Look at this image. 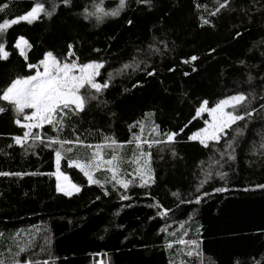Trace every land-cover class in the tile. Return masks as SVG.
<instances>
[{"label":"trees","instance_id":"trees-1","mask_svg":"<svg viewBox=\"0 0 264 264\" xmlns=\"http://www.w3.org/2000/svg\"><path fill=\"white\" fill-rule=\"evenodd\" d=\"M41 2L51 10L52 0ZM55 3L51 18L12 25L0 35V42L12 53L6 62L0 61V87L26 72L23 57L13 48L19 36L32 45L31 62L49 50L59 57L70 43L79 62L103 60L105 78L108 72L116 74L101 97L107 103H90L73 124L86 143H105L106 137L118 142L115 150L122 178L127 180L138 167L135 136L161 139L152 131L154 126L161 134L184 131L172 146H141V151L151 153L154 182L140 187L137 178L127 190L114 186L107 171H100L98 177L105 184H89L78 168L68 166V157L78 160L90 150L74 147L62 159L61 171L80 192L65 196L56 192L55 177L49 175L56 170L54 151L42 144L28 151L17 146L12 138L23 136L24 129L14 123L11 106L0 102L6 108L0 113V172L35 173L0 176V260L5 264H12L14 258L38 264H264V188L256 187L264 184V0H230L215 16L209 13L219 7L218 0H126L118 17L100 23L81 15L86 6L92 10L93 0H72L71 7L61 0ZM118 3L104 0L103 6L111 10ZM5 4L8 8L0 12V22L24 14L32 0H0V6ZM203 19L210 23L203 24ZM192 56L197 59L191 60ZM133 57L146 63L118 72ZM145 69L155 74L147 75ZM238 92L251 101L248 109L240 111H255L251 119L233 125L243 129L235 160L219 168L214 161L220 159L223 140L205 148L187 137L209 118L203 113L193 119L200 102L208 100L214 106ZM42 131L46 137L55 135L50 126ZM71 132L66 128L62 135L72 138ZM210 166L214 173L227 172V177L221 180L214 175L197 192ZM218 187L227 190L217 193ZM121 195L129 199L122 200ZM198 195L201 202L196 204ZM163 209L170 211L159 214ZM180 238L199 239L200 257L183 255L187 249L176 243ZM19 247L26 251L17 257Z\"/></svg>","mask_w":264,"mask_h":264},{"label":"snow or ice","instance_id":"snow-or-ice-1","mask_svg":"<svg viewBox=\"0 0 264 264\" xmlns=\"http://www.w3.org/2000/svg\"><path fill=\"white\" fill-rule=\"evenodd\" d=\"M61 2L65 7L72 6V0H61ZM138 2L150 3L151 0H138ZM229 2L230 0H223L222 3H219L218 0L219 7L210 12L209 15L215 16L221 9L228 7ZM103 5L104 0H99L98 3L96 0H93L92 10H89L86 6L81 12L83 19L88 20L94 17L96 22L100 23L106 17H118L126 7V0H119L117 7L111 10H106ZM7 8V4L0 6V12H3ZM56 8L55 0L51 2V10L46 8L45 3L41 2V0H32V6L24 14L10 19H4L0 22V35L4 34L12 25L21 22H26L31 25L42 16L51 18ZM127 23L131 25L133 22L128 20ZM202 23L209 24L210 21L203 19ZM236 35L240 36L241 33L237 32ZM13 48L18 51L20 57H23L26 72L15 76L5 86L0 87V102L11 106L15 115L14 123L24 129L23 136H14L12 138L17 146L25 148V151H28L37 146V144H42L46 148H51L54 151L56 170L53 173H49V175L55 177V189L57 193L71 196L74 192L78 193L80 191V188L75 183H72L69 177L61 171L62 159L65 158L67 153L73 152L74 147L77 146L89 149L90 155L86 162H79L68 157V166L78 168L87 178L89 184L101 185V181L94 178V172L101 168L111 173V181L114 182V186L118 185L125 190L137 178L140 181V187H145L150 182H154L151 174L152 170L148 166L151 153L141 151V146L146 144L149 149L154 145L158 146L161 144L172 146L176 142V137L184 131V128L161 134L158 131L159 126H154L152 131L162 136L161 139L142 140L140 136H135L134 140L136 141V148L139 151V157L134 162L138 164V167L135 170L132 180L124 179L122 178L120 169L121 160L115 150L118 142L115 139L106 137L105 143H97L94 145L86 143L77 134V129L73 124V119L83 113L90 103L97 102V106L107 103L101 97L110 88L116 74L108 72L105 78L101 72L105 68V62L103 60H93L87 63L79 62V58L74 51V45L71 43L67 45L65 52L61 56L58 57L53 51L49 50L43 52L36 62H31L30 60L28 53L32 45L24 36L16 38ZM96 51L99 52V49ZM157 51L159 50L157 49ZM11 54L6 50V44L0 42V61L6 62ZM190 59L195 61L197 57L192 56ZM145 63L146 61H138L133 57L132 62L125 63L118 72L123 73L129 68L136 70L141 67V64ZM240 63L243 64L244 62L241 61ZM145 71L150 76L155 74L154 70L147 71L145 69ZM251 79L252 77L249 76V80ZM250 105L251 101L248 99V95L243 92L226 96L216 102L214 106H210L208 100H203L195 109L193 119L206 112L210 120H205V126L193 132L187 139L189 141H198L205 148H209L213 144H219L223 140L224 149L219 153L220 159L214 161L216 166L223 168L224 163L235 160V147L238 138L243 135V129L240 126L233 128V125H237L239 121L252 118L253 112L255 111L254 108L243 112L240 111V109H248ZM261 108L264 109V105H261ZM5 111L6 108L0 106V113H4ZM45 126H50L55 135L44 136L42 130ZM140 127L141 131H143V124ZM184 127H187V125ZM66 128L72 129V138H66L62 135ZM33 129L36 131H33ZM108 147L112 148V155L110 159H104L103 149ZM261 147L264 148V143L261 144ZM173 155H175L174 151ZM141 159L143 160L142 165L140 164ZM29 174L35 173L0 172V176L13 175L19 177ZM214 175L224 180L227 177V172L216 171L214 173L210 166L208 170L203 172L204 178L199 181L196 191L199 192L203 185L211 180ZM256 187L264 188V184H258ZM226 190L224 187L214 189L217 193ZM247 190L245 189V191ZM105 194L107 195V192ZM176 195L177 193H173V196ZM120 198L122 200L129 199L125 195H121ZM184 202L183 200L181 201V203ZM186 202L192 203V201ZM200 202L201 197L198 195L195 198V203L199 204ZM157 207L160 208L161 206L157 205ZM168 211L170 210L163 209L159 214L167 215ZM197 232H199V229H197ZM184 235H187V232ZM176 243L187 249L186 253H182L183 255L187 257H200L201 242L199 239L185 240L180 238ZM167 247L172 248L173 244L168 243ZM25 251V247H19L16 256L19 257ZM0 264H5V261L0 260ZM12 264H38V262L30 260L21 261L20 259L14 258ZM44 264H48V261H44ZM181 264H184V262L182 261Z\"/></svg>","mask_w":264,"mask_h":264},{"label":"rangeland","instance_id":"rangeland-1","mask_svg":"<svg viewBox=\"0 0 264 264\" xmlns=\"http://www.w3.org/2000/svg\"><path fill=\"white\" fill-rule=\"evenodd\" d=\"M26 111H30V110H26ZM206 113V112H205ZM208 120H210V117L208 118ZM143 152H145V151H143ZM145 153H148V152H145ZM116 154L118 155V153L116 152ZM89 155H90V151L88 152V153H86V156L84 157V158H80V159H78V161L79 162H86L87 161V159H88V157H89ZM107 155H112V148H110V147H108V148H105V149H103V158L104 159H108L107 158ZM140 164L142 165L143 164V160L141 159L140 160ZM138 165V164H137ZM150 168H151V165H150V162H149V165H148ZM74 167V166H73ZM100 171H106L104 168H101L100 170H98V171H96V172H94V178L95 179H98V180H100L98 177H99V172ZM151 174H152V171H151ZM109 175H110V179H111V173H109ZM153 176V175H152ZM101 181V185H103V184H105V181H103V180H100ZM151 183V182H150ZM92 185H94V184H92ZM95 185H97V184H95ZM80 188V187H79ZM80 192V191H79ZM61 194H63V193H61ZM74 194H76V192H74L72 195H74ZM100 262L101 261H99V264H100Z\"/></svg>","mask_w":264,"mask_h":264}]
</instances>
